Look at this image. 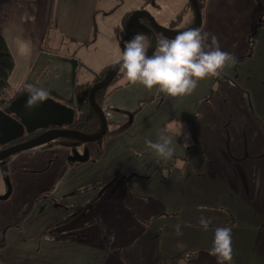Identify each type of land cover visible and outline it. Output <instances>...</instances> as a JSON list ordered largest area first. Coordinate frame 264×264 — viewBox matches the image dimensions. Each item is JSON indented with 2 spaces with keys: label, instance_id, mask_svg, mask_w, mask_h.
<instances>
[{
  "label": "crops",
  "instance_id": "1",
  "mask_svg": "<svg viewBox=\"0 0 264 264\" xmlns=\"http://www.w3.org/2000/svg\"><path fill=\"white\" fill-rule=\"evenodd\" d=\"M99 1L0 0L2 21L9 24L6 36L1 25L0 31L14 69L16 56L26 60L25 79L17 85L12 73L8 79L10 88L17 86L12 94L30 83V74L37 80L38 72L32 71L40 52L54 54L51 46L62 50V39H52L55 31L61 38L93 42ZM180 4L170 16L160 15L170 27L185 7L178 31L195 16L188 1ZM162 6H156L159 13ZM130 12L121 18L125 32ZM201 16L199 29L215 34L221 50L237 57L220 77L200 81L191 95L170 97L127 83L123 76L125 81H116L104 104L125 108L124 117L110 113L117 122L136 111L125 130L102 138L101 144L85 141L87 160L71 163L64 156L46 170L52 159L45 156V145L13 156L11 161L25 162V167L18 171L11 164L18 188L11 208L28 197L22 187L55 180L4 231L0 264H159L163 256L173 258L182 250L191 253L176 257L185 262L176 264H217L209 255L217 227L232 229L231 264H264V0H205ZM178 119L184 126L176 139L179 146L171 159H161L145 141L156 140ZM183 133L189 135L187 141ZM183 143L189 146L184 149ZM119 176L125 177L122 186L109 190ZM106 180L108 185H97ZM18 197L22 202L17 203ZM51 207L62 208V218L43 222ZM200 216L210 218L207 230L199 225ZM60 221L62 233L55 230Z\"/></svg>",
  "mask_w": 264,
  "mask_h": 264
},
{
  "label": "clouds",
  "instance_id": "2",
  "mask_svg": "<svg viewBox=\"0 0 264 264\" xmlns=\"http://www.w3.org/2000/svg\"><path fill=\"white\" fill-rule=\"evenodd\" d=\"M114 63L119 65L127 83L142 85L147 90L156 88L170 97H182L191 95L200 81L220 77L227 65L237 63V57L234 53L221 50L215 34L189 28L172 38L161 34L155 45L145 33L136 32L124 41L123 50ZM18 91L27 96L25 106L28 109L39 106L49 97L46 88L31 83L21 85ZM183 127L179 119L173 120L168 125V131L160 134L156 140L146 139V147L161 159H171L179 146L176 139L181 136ZM183 135L187 141L189 135ZM181 145L184 149L189 146L188 143ZM198 222L207 230L211 220L200 216ZM174 227L176 234L182 235L180 225ZM209 255L216 258L217 264H231L233 247L230 227L215 229Z\"/></svg>",
  "mask_w": 264,
  "mask_h": 264
},
{
  "label": "water",
  "instance_id": "3",
  "mask_svg": "<svg viewBox=\"0 0 264 264\" xmlns=\"http://www.w3.org/2000/svg\"><path fill=\"white\" fill-rule=\"evenodd\" d=\"M190 2L195 12V21L190 28H199L202 16L198 0H190ZM140 14H143L149 20V24H145L140 20ZM129 24L131 27L142 29L152 38L153 45H155L158 35L163 34V36L172 38L178 33L176 30L158 23L150 11L144 7H140L130 14ZM151 51L152 49L149 50V54H151ZM37 64H46L44 68L49 72L47 74L46 70L41 71L40 74L38 72L37 84H33L46 88L49 91V97L39 106L28 109L25 106L27 96L18 94L15 98L10 99L5 106H2L0 108V144L14 140L41 127L51 125H54V127L0 151V160L19 150L40 145L59 137H76L84 141H95L102 138L106 133L108 127L107 117L102 107L96 102L94 91L114 78L120 70L119 65L114 63L107 74L94 82L87 92L89 102L101 120V128L98 132L87 133L71 127L75 117L76 100H80L82 97L75 94L78 58L40 52L33 65L37 66ZM30 77L33 78V74H30ZM38 82H40L39 85ZM26 83L28 82L26 81ZM68 159L70 161H85L88 159V151L86 150L82 154L74 151ZM112 181L113 179L109 183ZM7 195L8 192L1 195L0 199L5 198Z\"/></svg>",
  "mask_w": 264,
  "mask_h": 264
},
{
  "label": "rangeland",
  "instance_id": "4",
  "mask_svg": "<svg viewBox=\"0 0 264 264\" xmlns=\"http://www.w3.org/2000/svg\"><path fill=\"white\" fill-rule=\"evenodd\" d=\"M100 0L99 6L102 10H98L96 14V38L88 43H83L81 41L72 40L67 37H64V34H62V38L60 36V33L58 31H55L54 36L52 39H56V37H59V40L62 39V50H57V48H53L51 46L52 51L54 54L58 53H75L78 56L75 55V57H80L82 60L81 66L79 71L77 72L78 81H85V80H91L94 77V73L98 70H100L103 66L108 65L115 61L116 57L119 55V53L123 50L124 41L128 40L125 37L127 36V32L124 30V25L121 23V18L125 12H133L134 10L138 9L135 5L138 3H141L145 7L148 8L150 13L154 16L155 20L162 24L167 25L165 19H163L160 15H164L166 18V15L169 14V16L172 13H175L178 11V9L181 7L180 2L183 0ZM189 1V0H186ZM159 2L163 4V12L159 13L158 8L156 7ZM144 3V4H143ZM154 3V4H153ZM156 3V4H155ZM106 7V11L104 10ZM139 7V6H138ZM189 10H191V13L193 14L194 11L192 10L191 6H189ZM0 25L3 30L4 35L6 36V30L5 27H9V24H4L2 21V12H0ZM41 25V24H40ZM182 25V23L179 24V26ZM188 25V24H187ZM167 27V26H166ZM178 27V26H177ZM53 32V31H52ZM51 32V33H52ZM160 38V35L157 36V40ZM45 48V46H43ZM58 51V52H57ZM62 55V54H59ZM79 59V58H78ZM16 68L12 72V78L11 81L17 85L21 81L25 79V73H26V60L20 59L16 56ZM119 81L123 82L125 81L124 78H121ZM17 86H11L12 93L15 90ZM114 89V88H113ZM109 94V93H108ZM123 110L125 108L118 107V106H109L108 110V117L110 118V113H112L113 117L114 115H118L120 113L124 115ZM103 139H98L95 141H88L86 143L90 144H101ZM86 143H78L75 145H67L63 142H59L57 140L48 142L47 147L49 150H45L47 158L52 159V162L50 165L46 163L45 168L46 170H50L54 164H58V162H62V158L65 156L66 159H68L69 155L72 154L74 151H77L79 153H84L86 151ZM36 147H29L23 150L17 151L15 156L17 154H20V152H26L28 150H32V148ZM12 165L17 166V170H24L25 162L19 163L18 161H11ZM36 169V168H35ZM43 169V167L37 169L36 171H40ZM128 175H125L127 177ZM124 176H119L115 182L110 186L109 190L120 188L122 184L124 183ZM55 177H53L51 180H47L43 183H38L34 181L32 183V186H25L22 187L21 190L25 191V194L28 196L21 206L18 207L17 212L18 213H25V211L28 208V205L32 203L42 191L45 188L51 187L52 183L54 182ZM126 187V186H125ZM1 190V189H0ZM15 195L18 194V188L15 184L14 188ZM122 190H120L121 192ZM22 192V191H20ZM48 193H44L42 195V198H46ZM56 198V197H54ZM57 201V199H55ZM20 201L19 197L17 200ZM16 203V202H14ZM17 212L15 213L16 216L12 218L16 220ZM62 208L56 209V207H51L48 209V213L44 214L42 217V220L46 218H49L48 221H54L56 219L62 218ZM4 217L0 218V242H3L4 239V232L2 233L3 224L7 223L10 218L3 220ZM35 220V219H34ZM55 223V222H53ZM55 230L60 231L62 233V224L59 225V228H55ZM7 255H14V253L7 252Z\"/></svg>",
  "mask_w": 264,
  "mask_h": 264
},
{
  "label": "trees",
  "instance_id": "5",
  "mask_svg": "<svg viewBox=\"0 0 264 264\" xmlns=\"http://www.w3.org/2000/svg\"><path fill=\"white\" fill-rule=\"evenodd\" d=\"M204 1L205 0H198L200 9H202V7L204 5ZM188 5L191 6L190 1H188ZM184 10H185V7H184V9H182L178 13L177 17L170 22L171 23L170 27L171 26L173 27V25H175L176 23H178L182 19V16L184 14ZM260 22L261 21H259L258 23H260ZM125 24H126V32H127V36L125 37L126 39H130L131 36L136 32L145 33L140 28L130 27L128 25V18H126ZM14 65H15V61H14L13 54L10 50V47H9L5 37L3 36V34L0 31V106L5 104V102H7L12 96V92H11V88H10V84L8 82V79H9V77H10V75L14 69ZM112 65L113 64L104 66L100 70L96 71L94 73V77L91 80L81 81V82L76 84V94L79 96H82V97L80 98V100L76 101L74 122L71 125L72 128H75V129H78V130H81V131H84L87 133H95V132H98L100 130L101 120H100L97 112L94 110L93 106L90 104L87 92H88L89 88L91 87V85L95 81L103 78L107 74V72L110 70ZM123 76L124 75L119 70L117 72V74L114 76V78L109 83L95 89V91H94V98H95L96 102L102 107V109H103V111L107 117V122H108V127L106 130V133L103 135L102 138L125 130L129 126V124L131 122V117L136 111V110H133V111L128 112V117L124 121H121V122H117V121L108 117L107 112L109 110V107H107L104 104L105 98L107 97V95L111 91V89L115 88L116 85L114 86V84L116 83V81L121 79ZM119 123H121V124H119ZM102 138H100V139H102ZM60 140H62V142L67 144V145H73L75 142H78V143L85 142L84 140H82L80 138H76V137H61ZM60 140H58V141H60ZM70 162L75 163L77 161H70ZM128 175H131V174H128ZM113 178H115V177H113ZM110 180L103 181L97 185L102 187L105 184H107ZM61 222L62 221L57 222L55 224L59 225ZM47 230H49V228ZM58 237H62V235H60ZM190 253H191V250H182V251H178L176 254H174L176 256L173 258L168 257V256H163L159 264L185 263L184 261L175 260V258L177 257L180 259L181 256L189 255Z\"/></svg>",
  "mask_w": 264,
  "mask_h": 264
},
{
  "label": "flooded vegetation",
  "instance_id": "6",
  "mask_svg": "<svg viewBox=\"0 0 264 264\" xmlns=\"http://www.w3.org/2000/svg\"><path fill=\"white\" fill-rule=\"evenodd\" d=\"M190 1V0H189ZM191 3V2H190ZM199 4V3H198ZM142 7H144L145 8V6L143 5ZM147 8V7H146ZM191 8H192V10L194 11V9H193V6H192V4H191ZM148 9V8H147ZM201 10V9H200ZM132 13V12H131ZM194 14H195V12H194ZM130 16V15H129ZM139 18H140V20L143 22V23H145V24H149V20L143 15V14H140L139 15ZM146 18V19H145ZM194 21H195V16H194V20H193V22L191 23V24H188V25H184L183 27H185V28H183L181 31H184V30H187V29H189L193 24H194ZM181 23V20L178 22V23H176L175 25H173V27L171 26V27H168V28H171V29H173V30H176L177 32H181V31H178L177 29H181V26H179V24ZM128 25L130 26V24H129V17H128ZM178 26V27H177ZM131 27V26H130ZM135 28H138V27H135ZM40 66H35V68L33 69V71H32V73H37V72H41V71H44V70H46V74L49 72V70H47V69H45L44 67L43 68H39ZM35 73V74H36ZM34 77V76H33ZM28 81L31 83V84H37V81L36 80H34L32 77H30V79H28ZM96 82V81H95ZM40 84V82H38V85ZM94 84V83H93ZM92 84V85H93ZM22 85H24V84H22ZM91 85V86H92ZM16 94H12V96H11V98L10 99H12L14 96H15ZM16 97V96H15ZM9 99V100H10ZM8 100V101H9ZM7 101V102H8ZM7 102H5V104H3V105H1L0 106V108L2 107V106H5L6 105V103ZM54 127V125H51V126H48V127H41V128H38V129H36V130H34V131H32V132H30V133H25L24 135H22V136H20V137H18V138H16V139H14V140H10V141H8V142H5V143H3V144H0V151H2V150H4V149H7L8 147H10L11 145H13V144H15V143H17V142H20V141H25V140H28V139H30L31 137H33V136H35V135H38V134H40V133H42V132H44V131H46V130H48V129H50V128H53ZM60 138L61 137H59V138H57V139H55V140H60ZM55 140H51V141H55ZM50 142V141H49ZM59 142H62V140H60ZM78 144V142H75L73 145H77ZM44 145H45V150H48V149H46V147H49L48 146V142H46V143H43V144H41V146H43L44 147ZM16 153V152H15ZM15 154L14 153H12L11 155H8V156H6V157H4L3 159H1L0 160V196L1 195H5L7 192H8V195L5 197V198H3V199H0V218H2V217H4L3 218V220H5V219H8V218H10V220L7 222V223H4L3 224V229H2V233L8 228V227H10L12 224H15L16 223V221H17V219H21L24 215H25V213H27L31 208H32V203H30V204H26V205H28V208H27V210L25 211V213H18L17 212V210H18V208H16V205H13L12 206V208H11V204L13 203V197H14V195H15V190H14V188H15V183H14V180L12 179V177H11V175H12V173H14V168L11 166V160L13 159V156H14ZM26 202V201H25ZM22 207V206H21ZM17 212V217H16V220L14 221V219L13 220H11L12 218H14V216H16V213ZM2 214H3V216H2ZM0 244H1V242H0Z\"/></svg>",
  "mask_w": 264,
  "mask_h": 264
}]
</instances>
